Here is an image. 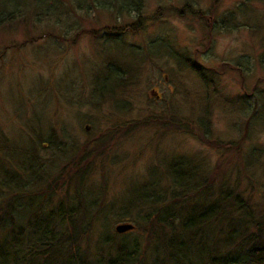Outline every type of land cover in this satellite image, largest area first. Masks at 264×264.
Masks as SVG:
<instances>
[{
    "label": "rangeland",
    "instance_id": "rangeland-1",
    "mask_svg": "<svg viewBox=\"0 0 264 264\" xmlns=\"http://www.w3.org/2000/svg\"><path fill=\"white\" fill-rule=\"evenodd\" d=\"M139 14L137 31L104 28ZM0 55V177L15 158L33 173L37 154L40 183L61 187L74 150L101 147L77 192L92 243L118 223L138 225L153 191L179 188L175 163L199 178L218 169L214 187L227 179L264 224V0H0Z\"/></svg>",
    "mask_w": 264,
    "mask_h": 264
},
{
    "label": "trees",
    "instance_id": "trees-1",
    "mask_svg": "<svg viewBox=\"0 0 264 264\" xmlns=\"http://www.w3.org/2000/svg\"><path fill=\"white\" fill-rule=\"evenodd\" d=\"M191 12L199 17L205 15L193 9ZM142 18L139 14L131 24L104 28L137 31L142 26ZM188 63L204 76L196 60ZM163 119L176 128L181 126V121L175 118ZM140 121L116 129L125 135L147 122ZM185 127L183 124L181 128ZM47 136L52 143L57 142L54 134ZM36 137L46 145L40 133ZM201 140L228 147L203 136ZM88 146V143L82 144L66 162L63 171L70 174L64 179L63 187L56 182L57 177L40 183L42 176L38 175V169L42 166L37 165L40 158L37 154H32L28 160L35 166L34 174L32 168H18L15 158L14 173L6 171L7 180L0 177V194L3 193V198L0 197V264H264V224L252 215L248 199L240 197V191H233L224 177L219 178L214 187L218 169L199 178L190 166L186 168L176 163L171 166L172 181L179 188L168 198L162 194V189L153 191L147 201L140 203L141 208H137L143 210L138 225L131 223L133 227L124 232H117L114 227V237L101 236L92 243L89 206L83 204L77 192L80 190L84 196L80 187L87 184L84 178L101 147ZM36 148L37 141L33 139L26 155ZM221 166L223 164L218 165ZM233 168L227 167L232 171ZM24 173L34 178L28 179L29 175L26 178ZM134 229L142 236L132 234Z\"/></svg>",
    "mask_w": 264,
    "mask_h": 264
},
{
    "label": "water",
    "instance_id": "water-1",
    "mask_svg": "<svg viewBox=\"0 0 264 264\" xmlns=\"http://www.w3.org/2000/svg\"><path fill=\"white\" fill-rule=\"evenodd\" d=\"M133 227V225L129 222H123V223H118L115 226V230L117 232H124L126 230H129Z\"/></svg>",
    "mask_w": 264,
    "mask_h": 264
},
{
    "label": "flooded vegetation",
    "instance_id": "flooded-vegetation-1",
    "mask_svg": "<svg viewBox=\"0 0 264 264\" xmlns=\"http://www.w3.org/2000/svg\"><path fill=\"white\" fill-rule=\"evenodd\" d=\"M153 92H154V93H156V91H155V90H154Z\"/></svg>",
    "mask_w": 264,
    "mask_h": 264
}]
</instances>
